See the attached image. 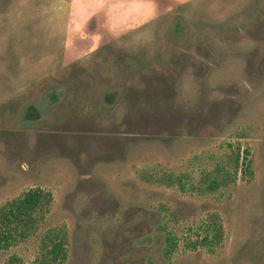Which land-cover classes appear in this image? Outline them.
<instances>
[{"label": "rangeland", "instance_id": "rangeland-1", "mask_svg": "<svg viewBox=\"0 0 264 264\" xmlns=\"http://www.w3.org/2000/svg\"><path fill=\"white\" fill-rule=\"evenodd\" d=\"M111 1L70 18L57 12L67 0H0V205L33 187L53 195L0 264L32 263L56 227L64 264H264V0H115L117 19ZM92 12L118 31L85 45ZM29 103L43 120L23 121ZM237 150L248 169L208 191ZM211 217L214 251L187 248Z\"/></svg>", "mask_w": 264, "mask_h": 264}, {"label": "trees", "instance_id": "trees-1", "mask_svg": "<svg viewBox=\"0 0 264 264\" xmlns=\"http://www.w3.org/2000/svg\"><path fill=\"white\" fill-rule=\"evenodd\" d=\"M248 150L241 155L237 150L230 161V167H219L213 177L208 179L207 190L216 191L219 187L235 180L240 167L245 165L244 172L249 167ZM231 168V170H230ZM154 180L168 186L176 183L172 175L160 174ZM177 184L182 191L186 184L180 179ZM53 201L52 192L41 187L26 189L15 197L0 205V250H8L35 234L50 211ZM199 241L186 244L187 248L204 247L208 252L214 251V246L221 241L222 227L217 218L211 217L208 222L200 225L195 232ZM67 233L63 227H56L44 232L40 239L39 251L30 264H64L67 257ZM178 246V238L168 235L164 247V256L169 258ZM4 264H28L18 255H10Z\"/></svg>", "mask_w": 264, "mask_h": 264}, {"label": "flooded vegetation", "instance_id": "flooded-vegetation-1", "mask_svg": "<svg viewBox=\"0 0 264 264\" xmlns=\"http://www.w3.org/2000/svg\"><path fill=\"white\" fill-rule=\"evenodd\" d=\"M86 0H67V5H66V10L64 12L62 11H57L60 13H64L66 14L68 17H73V15L75 13L78 12L79 9H81L82 5L84 4ZM79 2L81 3V6H78ZM112 15L117 19L118 14H120V12L118 13H114L115 7L114 5L116 4L115 0H112ZM149 8H152V11H150V18H153V12H154V7L151 6ZM80 14L85 15L88 12H82L81 10ZM102 23H104V26L102 25ZM106 25V26H105ZM84 26H85V31H82L80 34L84 37H86L87 34H91L92 36L98 33L101 34H105V35H110L109 34V30L112 31H118V29L113 28L112 26H110L108 24V22H106V20L104 21L101 17V14L99 12H92L89 16L86 17V20L84 21ZM90 38L92 37H88V38H84L85 42H83L85 45H89L90 43ZM112 93V94H111ZM111 95H114L113 92H104L103 93V100L106 98L107 102L110 101V97ZM46 100V98H45ZM49 102L45 101V104H48ZM56 103V101L54 102V104ZM23 121L24 122H36L39 120H43V116L45 115L44 113L39 112V110L36 108L35 105L32 104H27L25 106L24 109V114H23Z\"/></svg>", "mask_w": 264, "mask_h": 264}]
</instances>
